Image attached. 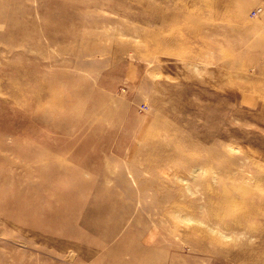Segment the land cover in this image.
<instances>
[{"label": "rangeland", "instance_id": "374dc122", "mask_svg": "<svg viewBox=\"0 0 264 264\" xmlns=\"http://www.w3.org/2000/svg\"><path fill=\"white\" fill-rule=\"evenodd\" d=\"M258 9L0 0V264H264Z\"/></svg>", "mask_w": 264, "mask_h": 264}, {"label": "built area", "instance_id": "2783aa9c", "mask_svg": "<svg viewBox=\"0 0 264 264\" xmlns=\"http://www.w3.org/2000/svg\"><path fill=\"white\" fill-rule=\"evenodd\" d=\"M261 13H263V17H264V12H262V9H258V10H255L253 11V16L254 15H260ZM145 109V105L143 107H141V110Z\"/></svg>", "mask_w": 264, "mask_h": 264}, {"label": "bare ground", "instance_id": "6f19581e", "mask_svg": "<svg viewBox=\"0 0 264 264\" xmlns=\"http://www.w3.org/2000/svg\"><path fill=\"white\" fill-rule=\"evenodd\" d=\"M203 175V174H202ZM208 185V184H207ZM207 188H208V186H207ZM209 189V188H208ZM189 193V192H188ZM178 215V214H177ZM216 234V233H215ZM213 237V236H212ZM137 253V252H136Z\"/></svg>", "mask_w": 264, "mask_h": 264}]
</instances>
